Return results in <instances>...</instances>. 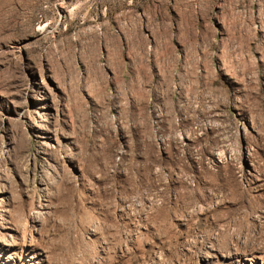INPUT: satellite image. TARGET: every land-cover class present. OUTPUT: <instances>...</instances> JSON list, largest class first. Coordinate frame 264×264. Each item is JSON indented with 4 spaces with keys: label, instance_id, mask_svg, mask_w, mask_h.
Listing matches in <instances>:
<instances>
[{
    "label": "rangeland",
    "instance_id": "1",
    "mask_svg": "<svg viewBox=\"0 0 264 264\" xmlns=\"http://www.w3.org/2000/svg\"><path fill=\"white\" fill-rule=\"evenodd\" d=\"M0 264H264V0H0Z\"/></svg>",
    "mask_w": 264,
    "mask_h": 264
}]
</instances>
